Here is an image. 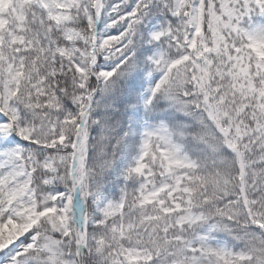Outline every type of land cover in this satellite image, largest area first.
<instances>
[{"label":"snow or ice","instance_id":"6c2138e0","mask_svg":"<svg viewBox=\"0 0 264 264\" xmlns=\"http://www.w3.org/2000/svg\"><path fill=\"white\" fill-rule=\"evenodd\" d=\"M0 264H264V0H0Z\"/></svg>","mask_w":264,"mask_h":264}]
</instances>
